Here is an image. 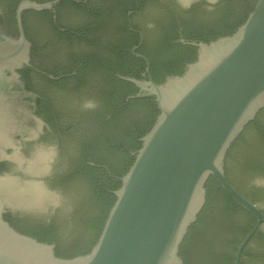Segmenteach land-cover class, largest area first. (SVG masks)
Masks as SVG:
<instances>
[{
    "label": "water",
    "instance_id": "water-1",
    "mask_svg": "<svg viewBox=\"0 0 264 264\" xmlns=\"http://www.w3.org/2000/svg\"><path fill=\"white\" fill-rule=\"evenodd\" d=\"M61 1L23 0L15 12L17 36L0 28V162L20 166L7 168L18 176L0 173V264H183L179 249L205 204V184L211 176L256 219L236 251L234 264H239L242 251L264 223V213L228 182L224 163L232 143L264 109V0H257L232 35L190 43L197 48L196 60L181 76L162 84L153 81L149 61L133 48L145 62L144 73L140 79L117 77L138 90L127 100L153 98L159 114L141 138L133 164L119 178L120 187L112 192L115 202L89 253L58 258L54 245L16 231L5 220L10 206L36 218L55 211L68 221L81 199L77 184L51 185V176L66 169L69 160L55 140L27 147L25 154L16 146L18 138L37 139L46 125L36 115L38 96L21 80L20 71L31 66L32 50L22 14L52 11ZM140 23L152 25L148 20ZM247 177L252 183L264 175Z\"/></svg>",
    "mask_w": 264,
    "mask_h": 264
},
{
    "label": "trees",
    "instance_id": "trees-1",
    "mask_svg": "<svg viewBox=\"0 0 264 264\" xmlns=\"http://www.w3.org/2000/svg\"><path fill=\"white\" fill-rule=\"evenodd\" d=\"M21 1L15 0L7 13L8 30L15 36L18 34L15 11ZM107 1L119 22H97L105 19L103 13L92 18L93 22L68 23H54L53 14L48 10H27L22 14L26 37L32 43L31 65L48 74L42 80L47 88L56 89L60 99L58 109L48 101H43L38 108L39 117L52 131L43 139L55 140L62 155L69 153L67 168L56 171L51 185L64 188L72 186L74 180L82 183L86 201L83 207L75 206L68 221L61 220L56 212L17 222L4 218L16 231L54 245L55 255L62 259L83 256L96 244L115 202L112 192L120 187L119 178L133 164V154L140 149L141 138L159 114L153 98L127 100L138 90L117 77L140 79L144 73L145 62L133 54V48L137 47L135 53L149 61L153 81L162 84L169 77L181 76L187 65L196 60L197 48L190 43H209L232 35L257 2L221 0V6L214 12L204 11L178 19L171 14L166 22H152L151 27H144L140 22H122L128 10H141L142 0ZM65 8L76 10L82 19H87L85 4L63 0L54 6L57 11ZM28 16L34 19L38 32L54 34L65 47L53 48L46 60L39 62L42 48L35 41V32L28 28ZM58 28H65L66 33H60ZM96 31H100L99 36ZM83 99L92 101L93 108L80 113ZM68 103L76 108L61 107ZM224 169L228 182L255 204L258 196L249 194L247 176L264 175V109L232 143L225 156ZM205 189V204L196 222L189 227L179 255L183 264H234L238 246L256 219L212 176ZM79 209L85 213H78ZM254 237L260 238L258 232L242 251L239 264H249V260L257 258L248 249Z\"/></svg>",
    "mask_w": 264,
    "mask_h": 264
},
{
    "label": "flooded vegetation",
    "instance_id": "flooded-vegetation-1",
    "mask_svg": "<svg viewBox=\"0 0 264 264\" xmlns=\"http://www.w3.org/2000/svg\"><path fill=\"white\" fill-rule=\"evenodd\" d=\"M14 1L15 0H0V28L3 33L16 37L13 33H11L8 30V25H9L8 22H10V20L7 14L9 7L13 4ZM220 2L221 0H216L215 3H210L209 0H198V2H192L190 6L186 7L183 3V0H148L147 4L145 0H142L140 2L141 10H135V9L128 10L126 14V19L125 21L122 20V22H147V20L149 22H166L167 17L171 14L175 15V18L178 19V18H184L187 16L195 15V14L198 15L204 11L214 12L221 6ZM77 3H82L86 5L85 9L88 12L87 13L88 20L85 18H84L85 20L82 19L80 14L75 12L76 10L73 11L69 8L68 9L65 8V9H60L57 11V10H54L53 8V10L51 11V13L53 14L52 15L53 22L54 23L56 22H63V23L83 22V21L93 22L92 18H98L102 13L105 16V19L102 21H97V22H119V20L117 19V16L114 14L113 10L110 7V3L107 0H82V1H78ZM27 22H28V28L32 29L35 32V36H36L35 41L42 48V51H41L42 55H41V59H39V62L46 60L45 57H48V55L52 53L51 51L53 48H56L57 46H59L60 48L65 47L64 44H61L58 42L54 34L49 33V32L48 33L38 32L37 28L34 25V19H32V16H28ZM58 29L60 33H66L65 28H58ZM99 32L96 31V33H98V36L100 35ZM141 40H142V36H140V42ZM20 75H21V80L23 81L27 91L38 96L37 107H36V115L38 117H39L38 108L42 104L43 101H48L51 105H53L54 109L60 108V104L58 103L59 102L58 100H60L58 98L59 97L58 92L54 88L53 89L47 88L46 84L42 80L43 77L48 75L46 72L41 71L35 66L31 65L30 67H26L22 69L20 71ZM48 77L53 79L52 76H48ZM34 89L38 90L42 95L35 92ZM89 104H91L92 106H88ZM80 105H81L79 109L80 113H84V111L90 108H93V103H84V99L81 100ZM61 107H63L64 109H75L76 108L73 105H71V103L64 104ZM51 132H52L51 129L46 124L43 127L42 133H40L37 139H30L28 136L18 138L16 142V146L20 150V152L25 154V150L27 149V147L34 146L44 141L43 138ZM10 152L11 151H9V153ZM23 163H25V161ZM11 166L16 167V168L20 167L15 162H0V173L4 175L9 174L13 176H18L16 171H14V173L7 171V168ZM61 173H63V171ZM54 175L51 176L50 180L53 179ZM75 184L79 185L81 188V199L77 203V206L79 205L82 206L84 201H86V189L82 183H78L77 181L74 180L72 185H75ZM248 192L249 194H254L258 196L255 205L260 209L262 213H264V202H263L264 201V187H256L253 185V183L250 182V184L248 185ZM75 209L76 207L74 208V210ZM5 210L6 212L4 214V217H7L8 221H11V222H17L20 219H27V218L32 217L28 215V213H25L26 210L24 209H18V208L6 206ZM77 212L85 213L83 209L81 211L79 209L77 210ZM48 213L45 216H47ZM32 218H36V217H32ZM38 218H42V217H38ZM257 232H258V236H260L261 238V242H260V238L254 237L253 241L248 245L249 251L250 252L253 251L252 253L256 254L257 256L256 259H251V260L248 259L250 262L249 264H264V223L262 224L261 228ZM257 232L255 234H257ZM255 234L253 236H255Z\"/></svg>",
    "mask_w": 264,
    "mask_h": 264
},
{
    "label": "clouds",
    "instance_id": "clouds-1",
    "mask_svg": "<svg viewBox=\"0 0 264 264\" xmlns=\"http://www.w3.org/2000/svg\"><path fill=\"white\" fill-rule=\"evenodd\" d=\"M192 2H193V0H183V3L186 7L190 6ZM209 2L215 3L216 0H209ZM88 106H92V105L89 104ZM252 183L256 187H264V178H256Z\"/></svg>",
    "mask_w": 264,
    "mask_h": 264
}]
</instances>
